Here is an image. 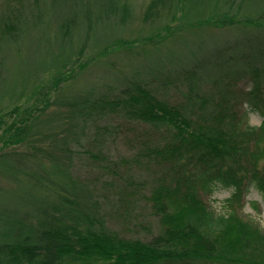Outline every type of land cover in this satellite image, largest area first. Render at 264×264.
<instances>
[{
	"label": "trees",
	"instance_id": "trees-1",
	"mask_svg": "<svg viewBox=\"0 0 264 264\" xmlns=\"http://www.w3.org/2000/svg\"><path fill=\"white\" fill-rule=\"evenodd\" d=\"M126 1L9 0L0 8V154L34 141L36 123L53 103L50 94L64 81L71 79L67 87L75 94L66 100L65 136L53 149L63 160L51 161L55 173L45 168L54 194L33 197L35 223L11 219L19 210L0 212V264H264V232L242 210L250 182L264 191V120L250 126L235 110L226 82L248 75L245 101L264 115V0H148L138 29L131 27ZM237 2L241 17L230 11ZM227 25L246 34L222 45L211 27ZM203 30L211 33L209 43L184 42L186 32ZM42 33L47 61L32 72L17 68L10 83L21 53L33 54ZM148 45V56L132 50ZM109 52L118 53L119 69L99 58ZM181 56L188 61L178 63ZM165 64L178 67L182 82L174 88L181 101L157 94L169 88L167 78L157 76ZM87 72L94 75L90 84L82 82ZM102 81L121 82V96L93 89L92 82ZM208 84L211 92L203 90ZM119 111L165 134L164 144L149 148L151 159L167 162L149 196L159 231L147 240L108 227L98 201L67 171L72 144L83 140L86 124ZM217 182L233 188L221 212L203 197ZM38 186L48 188L43 180Z\"/></svg>",
	"mask_w": 264,
	"mask_h": 264
},
{
	"label": "rangeland",
	"instance_id": "rangeland-1",
	"mask_svg": "<svg viewBox=\"0 0 264 264\" xmlns=\"http://www.w3.org/2000/svg\"><path fill=\"white\" fill-rule=\"evenodd\" d=\"M8 1L0 0V8ZM12 1L19 4L23 0ZM126 2L133 18L131 27L138 29L143 24L141 14L148 0H127ZM240 9L241 2H237L236 5L230 8V11L241 17L244 9ZM176 22L174 21L173 23L176 24ZM211 28L215 31L216 40L221 42L222 45L242 39L244 34H246L243 33L242 29L231 25L212 26ZM210 37V31L206 32V30L196 35L186 32L184 42L206 44L209 43L206 38ZM41 38L42 44L33 51V54L28 53V49H25L27 50L24 51L25 53H21V57L19 60L17 59L18 63H16L15 73L13 78L11 77L10 83L14 81L16 75L18 76L17 68L19 72H22V69L25 70V66L30 69L28 72H32L43 67L49 57V52L45 49L44 33H42ZM31 41L32 38L26 36V41L24 42L29 45ZM149 49L151 47L148 45L145 48L137 46L132 50L134 53L148 56L147 50ZM153 50L155 51L154 48ZM109 53L99 56V58L105 60L103 64L112 63L114 68L119 69L120 66L115 63L117 59L115 56L118 53ZM162 54L164 52L159 55L161 56ZM82 57V60L87 59L85 55ZM160 58H163V56ZM183 60L188 61V58L184 59L181 56L177 62L182 63L184 62ZM92 61L94 60L90 59L88 65ZM138 68L143 71V76L146 77L145 68ZM177 69L178 67L176 66L165 64L162 71L157 73L158 77L162 79L166 77L169 82L167 85L169 88L162 89L161 87L157 90V94L161 97L169 94L171 100L178 102L182 100V94L174 88V85L177 83L180 85L182 78L177 76ZM102 74L104 72L98 75ZM122 76L128 80L133 77V75L126 72H122ZM93 78L94 75L90 76L89 72H87L83 76L82 82L90 84ZM160 78L158 81H160ZM203 81L201 83L205 84V81ZM70 82L71 79L64 81L60 92H51L50 99L53 100V103L36 123L38 132L33 135L34 141H27L22 145L8 146L0 154V212L2 210H19L18 215L11 216V219H17L16 216H20L19 218H23L26 223H35L36 218L31 214L33 209L30 210L33 207V197L46 198L47 194H50L49 197H51V193L54 194L51 191V187L52 185L55 187V185L50 183L49 180L46 181L48 174H46L45 168H47L48 173H55V167L51 161L53 158L56 159L58 155H60V160H63L61 153L57 154L53 149L55 145H60V143H56L57 138L60 141L65 136L64 129L66 125L62 121L63 115L68 109L66 100L75 95L74 91L67 87ZM210 82L213 84L212 81ZM226 82L229 84L228 92L231 95L230 98L237 100L235 110L238 113L245 114L250 126H259L264 120V115L248 105L243 95L252 82L251 78L248 75L240 77L230 76ZM105 83L106 81H102V85L96 86L92 82V87L96 91L100 90L101 93H109V97L121 96V82L119 84L108 82L106 83L108 86ZM157 83L161 86L160 82ZM208 85L203 90L211 92V84ZM3 90H5V85L2 81L0 83V92ZM216 96L218 97L219 94H216ZM111 126L113 128H110ZM107 127L108 130H105ZM52 132L57 136L54 139L50 138ZM164 137L165 134L163 132L140 122L135 117L128 116L123 111L109 112L103 118L93 119L91 124L90 122L86 124L82 135L83 140L74 142L72 144L73 153L68 152L70 153L68 154L70 158L73 156L70 160L72 168L70 166L67 168L68 173L72 175L78 184H84L85 188L91 192L93 198L98 201L99 213L107 221V226L118 231L124 237H139L147 240L159 231L157 217L152 212L149 196L151 187L156 184L154 181L162 175L161 173L165 169L164 163L167 161L163 163L162 161L158 162L151 159L149 148L164 144ZM51 146L52 149L50 150ZM48 150H50V153L47 152ZM27 171L30 172L28 176ZM37 180H43L48 188L42 187L41 189L38 186L40 181ZM165 183L170 184L167 176L165 177ZM232 191L233 188L231 186H224L217 182L214 184L211 193L203 194V197L211 210L221 212L227 205L226 200ZM64 193L68 194V192ZM52 201H54V198ZM242 210L247 219L257 224L264 232V191L257 188L253 182L249 183L245 192ZM0 215L3 216V214ZM1 216L0 227L2 226V220H5L3 219L5 215L3 218Z\"/></svg>",
	"mask_w": 264,
	"mask_h": 264
}]
</instances>
